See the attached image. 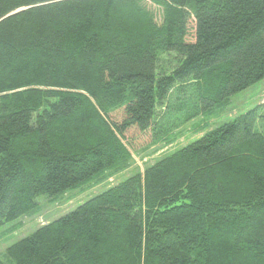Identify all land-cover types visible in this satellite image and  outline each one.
I'll return each instance as SVG.
<instances>
[{
  "label": "trees",
  "instance_id": "1",
  "mask_svg": "<svg viewBox=\"0 0 264 264\" xmlns=\"http://www.w3.org/2000/svg\"><path fill=\"white\" fill-rule=\"evenodd\" d=\"M149 1L161 23L146 0H0V228L38 212L39 196L126 168L127 133L158 137L160 110L177 126L264 81V0ZM0 264H264V103L43 224Z\"/></svg>",
  "mask_w": 264,
  "mask_h": 264
},
{
  "label": "rangeland",
  "instance_id": "2",
  "mask_svg": "<svg viewBox=\"0 0 264 264\" xmlns=\"http://www.w3.org/2000/svg\"><path fill=\"white\" fill-rule=\"evenodd\" d=\"M145 4L154 13L156 21L161 23L162 9L149 0H146ZM190 25L193 26V22ZM186 97L191 98L192 96L186 95ZM261 103H264V81L232 96L227 106H216L211 111L198 115L187 122H183L182 118L181 122H177V126L174 123L175 117L177 118L179 113L175 109L170 110L173 111L172 113L169 110H160L159 128H157L158 137H155L151 130L141 133L136 129H131L127 133L125 142L129 143L133 156L126 168L120 171L108 170L98 178L70 189L56 199H49L44 195L39 196L38 201L41 207L38 212L21 217L1 227L0 257L5 258V251L8 246L30 235L43 224L64 216L79 204L103 192L110 186L135 173L143 172L163 156L195 141L207 130ZM178 105V101L174 103V106ZM122 113V111L114 112L112 118L120 121L123 118Z\"/></svg>",
  "mask_w": 264,
  "mask_h": 264
},
{
  "label": "water",
  "instance_id": "3",
  "mask_svg": "<svg viewBox=\"0 0 264 264\" xmlns=\"http://www.w3.org/2000/svg\"><path fill=\"white\" fill-rule=\"evenodd\" d=\"M21 10H22V9L16 10V11H14V12L11 13V14L17 13L18 11H21Z\"/></svg>",
  "mask_w": 264,
  "mask_h": 264
},
{
  "label": "bare ground",
  "instance_id": "4",
  "mask_svg": "<svg viewBox=\"0 0 264 264\" xmlns=\"http://www.w3.org/2000/svg\"><path fill=\"white\" fill-rule=\"evenodd\" d=\"M19 12V11H18Z\"/></svg>",
  "mask_w": 264,
  "mask_h": 264
}]
</instances>
